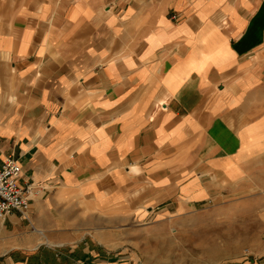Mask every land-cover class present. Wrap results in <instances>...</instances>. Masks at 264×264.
Segmentation results:
<instances>
[{"label":"crops","instance_id":"1","mask_svg":"<svg viewBox=\"0 0 264 264\" xmlns=\"http://www.w3.org/2000/svg\"><path fill=\"white\" fill-rule=\"evenodd\" d=\"M8 157L0 264H264V0H0Z\"/></svg>","mask_w":264,"mask_h":264},{"label":"built area","instance_id":"2","mask_svg":"<svg viewBox=\"0 0 264 264\" xmlns=\"http://www.w3.org/2000/svg\"><path fill=\"white\" fill-rule=\"evenodd\" d=\"M21 168L13 157L6 158L0 166V215L12 211L26 215L35 188L32 185L22 186L19 183ZM77 264H87L79 261Z\"/></svg>","mask_w":264,"mask_h":264},{"label":"rangeland","instance_id":"3","mask_svg":"<svg viewBox=\"0 0 264 264\" xmlns=\"http://www.w3.org/2000/svg\"><path fill=\"white\" fill-rule=\"evenodd\" d=\"M258 222H256V218H248V227H249V230H248V236H247V238L248 239H250V228H251V226H254V225H256ZM219 230V233H218V235L220 234V230L222 229L220 226L219 227H217ZM230 230H232V228L230 229ZM235 230H236V232L238 233L239 232V227L236 225L235 226ZM227 232H228V229H226V225H224V228H223V233H221V236H223L225 239L226 238H229V236H228V234H227Z\"/></svg>","mask_w":264,"mask_h":264}]
</instances>
